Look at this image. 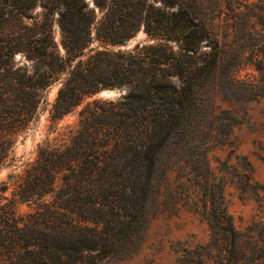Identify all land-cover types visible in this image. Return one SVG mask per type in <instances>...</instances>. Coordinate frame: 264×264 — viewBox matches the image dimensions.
Returning a JSON list of instances; mask_svg holds the SVG:
<instances>
[{
  "label": "trees",
  "instance_id": "16d2710c",
  "mask_svg": "<svg viewBox=\"0 0 264 264\" xmlns=\"http://www.w3.org/2000/svg\"><path fill=\"white\" fill-rule=\"evenodd\" d=\"M142 28L149 42L114 47ZM55 83L53 120L83 105L10 194L0 182V264L128 255L162 188L157 211L189 210L210 229L174 245L179 264H264V185L247 155L211 157L243 119L218 96L264 97V0H0V170ZM116 87L126 93L95 96ZM230 184L261 200L243 228Z\"/></svg>",
  "mask_w": 264,
  "mask_h": 264
},
{
  "label": "rangeland",
  "instance_id": "374dc122",
  "mask_svg": "<svg viewBox=\"0 0 264 264\" xmlns=\"http://www.w3.org/2000/svg\"><path fill=\"white\" fill-rule=\"evenodd\" d=\"M148 38V34L142 28L125 43L114 47L134 48L138 43L149 42ZM98 43V40L93 41V45ZM18 56L21 54L19 53ZM246 72L256 73L251 66L242 70L243 75ZM59 86V83H55L51 87L39 117L31 122L30 127L19 134L14 146V158L11 164L0 170V182L8 180L10 183L9 194L14 188V182L18 179V175L36 159L39 143L47 136L52 137L63 131L68 124H74L78 118L79 110L83 104L78 105L59 120L51 118V108ZM121 89L116 87L113 88L112 92L104 94L99 91L95 96L116 99L124 94L120 91ZM222 99L223 97L219 95L218 101L222 103L223 107H233L239 110L243 114V119L234 127L228 141L211 152V157L215 159V155H218L221 158H226L232 153V161H236L237 153L247 155L254 166L255 180L264 185V97H257L252 100L234 99L232 101L228 100L227 97L224 98L225 100ZM162 189L154 197L152 214L139 246L128 255L107 259L106 264H179L174 251V245L179 240L191 238L195 241H206L209 239V225L197 214L186 209L178 213L156 210L158 204L165 205V193ZM262 195L264 202V190ZM226 199L240 228L263 213L259 195L254 192L246 195L235 184L227 186ZM28 208L27 204L18 206L20 211H25Z\"/></svg>",
  "mask_w": 264,
  "mask_h": 264
},
{
  "label": "water",
  "instance_id": "95a60500",
  "mask_svg": "<svg viewBox=\"0 0 264 264\" xmlns=\"http://www.w3.org/2000/svg\"><path fill=\"white\" fill-rule=\"evenodd\" d=\"M113 91V88H104L100 91L101 94L104 93H110ZM120 91H122L123 93H126V88H122Z\"/></svg>",
  "mask_w": 264,
  "mask_h": 264
}]
</instances>
